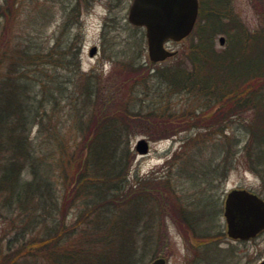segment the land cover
Wrapping results in <instances>:
<instances>
[{"label": "trees", "instance_id": "obj_1", "mask_svg": "<svg viewBox=\"0 0 264 264\" xmlns=\"http://www.w3.org/2000/svg\"><path fill=\"white\" fill-rule=\"evenodd\" d=\"M198 2L195 40L184 59L144 66L129 45L114 54L129 91L116 108L99 90L95 72L68 101L64 79L52 72L50 80L41 78L49 60V68L69 69L68 47L58 50L57 43L48 54L34 45L14 50L16 70L0 76V150L10 144L0 194L17 210V221L6 247L0 246V264H146L138 253H149L157 242L156 202L126 178L132 160L128 136L138 125L170 135L209 130L227 115L250 109L246 150L251 168L264 173V0H253L262 23L254 31L233 14L230 0ZM219 32L228 41L220 51L214 48ZM71 48L75 55L77 49ZM175 95L194 102L173 111L169 101ZM33 125L38 135L45 133L36 146L28 140ZM190 158L180 164L185 174L191 173L183 168L186 161L194 164ZM26 166L30 179L21 177ZM212 172L211 177L216 168ZM74 205L77 211L68 221L67 210ZM176 205L173 210L191 235L208 239L209 216L197 213L195 202Z\"/></svg>", "mask_w": 264, "mask_h": 264}, {"label": "rangeland", "instance_id": "obj_2", "mask_svg": "<svg viewBox=\"0 0 264 264\" xmlns=\"http://www.w3.org/2000/svg\"><path fill=\"white\" fill-rule=\"evenodd\" d=\"M130 1L0 0V76L6 77L16 70L12 66L16 55L14 50L34 45L37 49L42 47L41 50L48 54L52 46L60 43L56 49L68 47L69 58L73 62L67 63L69 69L61 66L53 69L49 68L52 62L49 60L40 71L41 78L50 80L52 72L59 80L64 79L71 93L69 97L66 92L68 101L77 95V87H82L88 73L95 72L99 90L110 96L109 102L113 101L112 107L116 108L128 98L129 91L123 85L124 72L114 61L117 56L114 54L121 53L129 45L136 62L150 65L144 29L127 20ZM230 4L233 14L250 31L262 25L253 0H230ZM220 36L224 37L223 44L218 41ZM194 40L195 36L189 34L179 41L168 42L167 48L175 50L176 54L163 61L184 59ZM227 44L226 33L215 35L216 50L226 48ZM73 45L77 49L75 55L72 53ZM92 47L95 51L90 55ZM7 50L10 51L8 58L5 56ZM60 59H57L58 64L62 65L64 61ZM125 79L128 82L131 76ZM185 101L182 95H175L170 98V108L177 111L194 102L192 99ZM252 118L253 111L246 109L227 115L209 130L180 129L170 135L169 132H154L150 127L138 125L129 132L132 160L126 171L127 181L140 191L151 193L158 212L157 224L154 225L158 233L157 242L149 253H138L142 262H149L153 256L164 257L166 264H260L264 261V230L249 240L234 241L226 236L223 217V200L232 188H246L264 198V173L251 168L246 150ZM1 130L2 136L6 137L5 129ZM44 134L38 135L37 126H31L28 133L30 144H42ZM67 137L72 135L68 133ZM140 138L148 142L145 154H139L135 149ZM9 146L5 143L4 149H9ZM8 149L0 150V176ZM189 157H193L190 159L194 164L190 166L191 161H186L188 164L183 168L191 173L185 174L180 171V164ZM221 160L224 162L218 167ZM214 168L216 173L211 177L209 171ZM28 170V166L23 169L22 178H31ZM4 199L0 194V246L3 249L13 236L17 221V210L9 207ZM145 199L150 200L149 197ZM151 202L152 199L147 203ZM178 202L191 205L195 202V211L209 216L205 223L208 239L191 235L173 210ZM76 211L75 205L67 210L66 219L71 221Z\"/></svg>", "mask_w": 264, "mask_h": 264}, {"label": "water", "instance_id": "obj_3", "mask_svg": "<svg viewBox=\"0 0 264 264\" xmlns=\"http://www.w3.org/2000/svg\"><path fill=\"white\" fill-rule=\"evenodd\" d=\"M198 14V0H131L127 20L144 27L149 60L160 62L175 55L167 48L168 41H179L193 29ZM223 44L224 37L218 39ZM95 47L90 49L92 55ZM139 154L148 150V142L140 138L135 143ZM226 236L232 240H248L264 230V199L245 188L230 189L223 200ZM147 264H166L158 256ZM260 264H264V261Z\"/></svg>", "mask_w": 264, "mask_h": 264}]
</instances>
